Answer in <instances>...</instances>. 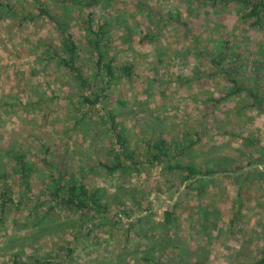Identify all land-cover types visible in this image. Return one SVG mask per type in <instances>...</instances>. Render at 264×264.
<instances>
[{
    "label": "rangeland",
    "instance_id": "rangeland-1",
    "mask_svg": "<svg viewBox=\"0 0 264 264\" xmlns=\"http://www.w3.org/2000/svg\"><path fill=\"white\" fill-rule=\"evenodd\" d=\"M2 1L15 8H0V190L13 198L6 209L0 199V264L48 254L59 256L52 264H250L263 255L264 164L252 163L264 145V24L251 26L237 5L205 0H102L94 16L109 20L118 57L135 72L90 108L53 56L49 42L61 41L60 29L38 9L44 2L67 18L93 75L77 11L64 0ZM232 78L243 92L234 93ZM110 110L141 148L158 137L175 146L183 130L198 132L199 144L175 160L228 173L191 190L163 165L109 174L100 163L118 145ZM10 151L28 162L29 185ZM54 164L85 176L122 212L99 222L57 206Z\"/></svg>",
    "mask_w": 264,
    "mask_h": 264
},
{
    "label": "trees",
    "instance_id": "trees-1",
    "mask_svg": "<svg viewBox=\"0 0 264 264\" xmlns=\"http://www.w3.org/2000/svg\"><path fill=\"white\" fill-rule=\"evenodd\" d=\"M102 0H64V3L73 11H77L78 18L82 20L83 32L88 48L93 51L95 57L96 73L90 75L87 73L86 67L82 64V45L75 38V35L70 31V22L67 18L56 16L49 7L42 2L38 12L40 15L49 16L61 31L60 42H49L53 51L54 58H57L59 63L68 69L74 75L75 80L84 90L81 95V103L87 104L90 108L103 103L110 94L111 90L116 92V86L129 80L135 72V65L131 61H120L117 52L113 47V39L111 35V24L108 19L97 20L94 16V7L101 3ZM212 8L227 7L237 5L241 9V18L249 22L253 27H261L264 24V0H205ZM0 8L13 10L15 5L10 2L0 0ZM38 14V15H39ZM221 63V62H219ZM236 86L234 93L243 92V86L238 84V80L231 79ZM251 98L256 101L259 93L250 90ZM231 94L227 93L224 98ZM260 98V97H259ZM122 103L123 101L120 100ZM111 123V129L117 139V146L111 149V160L101 162V166L109 174H118L120 176L132 175L143 171L145 165L156 166L163 165L164 168L179 172L183 175L182 183L186 185L188 190L200 186L204 188L206 179H209L212 174L226 172L227 167L218 170L215 167L217 163L198 164L192 159L189 161L175 160L176 157L185 155L193 150L201 141L198 132L196 138L189 130H183L180 135L178 145L171 146L169 141L164 137H158L155 141L147 142V145L141 148L139 145L133 144L130 134L125 132L121 127L117 114L112 110L107 113ZM258 155L253 158L252 164H264V145L256 144ZM13 158L15 166L13 169L20 173L21 177L29 185L30 168L25 158L14 151L9 152ZM56 172L52 178L53 189L51 197L57 206L80 213L85 218H91L92 221H101L108 219L110 214L119 215L122 210L114 212L110 207L109 202L105 201L101 191L92 188L85 176L76 177L72 175L68 167L55 165ZM233 170V169H232ZM5 178L8 176L6 173ZM0 199L2 207L6 209L13 201L11 195H8V190L4 188L0 190ZM174 212L166 211V222H171L170 219ZM90 220V221H91ZM73 253V249H69L67 256L63 258L66 261ZM55 257L51 254L37 257L31 255L27 260H20L19 255H16L15 264H52ZM250 264H264V253L259 258Z\"/></svg>",
    "mask_w": 264,
    "mask_h": 264
}]
</instances>
